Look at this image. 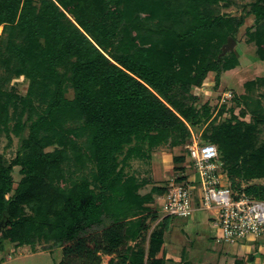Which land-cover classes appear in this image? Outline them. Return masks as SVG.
I'll return each instance as SVG.
<instances>
[{
  "label": "trees",
  "instance_id": "16d2710c",
  "mask_svg": "<svg viewBox=\"0 0 264 264\" xmlns=\"http://www.w3.org/2000/svg\"><path fill=\"white\" fill-rule=\"evenodd\" d=\"M219 1L0 0V64L29 79L21 105L22 111L30 110L28 120L16 129L22 135L29 121L17 156L8 164L0 158L1 238L19 246L34 245L39 236L52 239L63 247L64 258L58 264H102L101 253L113 255L125 245L127 214L111 212L107 194H121L124 185L135 182L123 180L119 155L126 146L125 160L141 154L139 146H131L134 141L153 148L172 137L176 143L189 138V123L198 125L211 117L209 104L202 110L195 106L198 98L192 87L202 86L211 71L219 82L222 68L237 65L236 58L222 65L219 56L197 61L203 38L219 35L228 41L245 22L243 15L220 14ZM250 6L249 13L264 26V0ZM159 7L164 17L147 26L142 15L157 13ZM149 35L157 40L153 43ZM260 44L258 55L264 60V40ZM67 84L74 90L73 99L66 97ZM2 89L0 131L9 132L10 107L19 108L14 94ZM36 98L46 107L34 119ZM252 114L254 122L235 114L219 124L213 119L204 138L217 145L232 187L264 200V187L243 184L264 178V138H259L264 112L259 107ZM73 119L82 120L88 133L98 192L89 180L67 189L50 181L64 157L46 148L66 137L62 127ZM15 166L21 167L23 177L7 198ZM187 178H178V183L186 184ZM159 189L167 192V187ZM32 203L46 205L36 222L21 214ZM171 219L164 216L161 227L152 232L147 256L142 247L130 263L111 258L109 264H166L165 234ZM101 228L99 237L94 231Z\"/></svg>",
  "mask_w": 264,
  "mask_h": 264
},
{
  "label": "rangeland",
  "instance_id": "374dc122",
  "mask_svg": "<svg viewBox=\"0 0 264 264\" xmlns=\"http://www.w3.org/2000/svg\"><path fill=\"white\" fill-rule=\"evenodd\" d=\"M254 1L256 0H220L217 4V11L220 14L245 16L244 24L234 37L233 47L226 53L224 48L228 41H224L219 35L212 40L203 38L199 43L197 61H200L203 56L213 59L219 56L223 58L222 65H224L233 58L237 59L236 67L222 68L219 82L216 72L211 71L202 86L192 87V93L198 98L195 101L197 109L202 110V106L206 103L211 107L210 119L198 125L189 123L190 137L185 138L184 141L179 140L176 143L172 137L153 148L146 142L134 141L131 146H139L141 154L125 160V153L129 147L126 146L123 153L119 155L120 167L124 170L123 180L129 181L130 178H134L135 182L124 185L121 194L116 195L110 190L107 194L110 199L109 210L113 213L121 211L127 214L128 238L125 245L119 247L115 254L101 253L102 264H109L111 258L115 261L126 258L130 263L142 247L145 248L147 256L151 234L161 227L165 216L160 210L155 211V207H160L159 199L164 195L159 188L167 187L168 189L172 183H178V178L182 176L194 178L191 157L187 155L186 148V143L192 141L193 134L198 141L202 142L205 141L204 134L209 130L213 119L216 124H219L229 120L235 114L241 120L254 122L252 110L260 107L264 112V60L258 55V51L262 49L260 42L264 40V26L259 25L255 15L249 13L250 4ZM164 15V9L159 7L157 13H145L142 18L147 26H152L151 23L154 24ZM1 28L3 31V25ZM149 36L153 43L157 40L155 35ZM212 50L217 53L211 52ZM28 86L29 79L25 75L16 76L0 64V87L14 94V100L19 108L11 105L10 113L13 118L9 121L10 131H0V158L2 157L6 164L17 156L23 138L29 133L27 128L29 121L22 135L16 132L18 123L28 120L30 110L22 111L21 105ZM225 91H233L234 98L222 104L221 95ZM66 97L74 98V90L69 84L66 87ZM45 107L44 102L38 98L34 99L33 110H31L34 119L43 112ZM223 107L224 112L220 114ZM83 126L82 120L79 119L67 121L61 130L66 137L46 148V151L61 153L64 157L60 167L53 171L50 181L56 187L67 189L76 181L89 180L98 192L99 189L95 183L96 167L87 150L88 133ZM259 127V138L262 141L264 124H260ZM52 133L53 131L50 132ZM177 158L183 159L177 160ZM12 176L14 186L7 198L14 194L23 177L20 166L13 168ZM243 184L263 188L264 178L244 181ZM196 186L201 197L202 187L199 183ZM45 212L46 205L32 203L24 206L21 214L34 218L36 222L39 220L38 216ZM110 224L109 221L106 227ZM2 229L4 227L0 230V236ZM103 230L104 228L96 229L94 234L100 237ZM165 241L166 264H264V237L226 241L214 209L199 210L189 216H173L170 229L165 234ZM63 258L62 245L44 236H39L34 245L22 246H19L17 241L0 237V264H58Z\"/></svg>",
  "mask_w": 264,
  "mask_h": 264
},
{
  "label": "built area",
  "instance_id": "2783aa9c",
  "mask_svg": "<svg viewBox=\"0 0 264 264\" xmlns=\"http://www.w3.org/2000/svg\"><path fill=\"white\" fill-rule=\"evenodd\" d=\"M233 98V91H225L221 95V103ZM186 148L194 178H188L186 184L172 183L159 199L160 211L165 216L183 217L199 210L214 209L226 241L264 237V200L232 187L222 169L217 145L200 142L193 134ZM197 183L202 187L201 197Z\"/></svg>",
  "mask_w": 264,
  "mask_h": 264
},
{
  "label": "water",
  "instance_id": "95a60500",
  "mask_svg": "<svg viewBox=\"0 0 264 264\" xmlns=\"http://www.w3.org/2000/svg\"><path fill=\"white\" fill-rule=\"evenodd\" d=\"M234 43H235V39H234V37H229L228 38V42H227V44H226V46H225V48H224V53H226L227 51H228V49H230V48H232L233 47V45H234ZM1 225H0V230H1Z\"/></svg>",
  "mask_w": 264,
  "mask_h": 264
},
{
  "label": "bare ground",
  "instance_id": "6f19581e",
  "mask_svg": "<svg viewBox=\"0 0 264 264\" xmlns=\"http://www.w3.org/2000/svg\"><path fill=\"white\" fill-rule=\"evenodd\" d=\"M1 32H2V28H1V25H0V35H1Z\"/></svg>",
  "mask_w": 264,
  "mask_h": 264
}]
</instances>
